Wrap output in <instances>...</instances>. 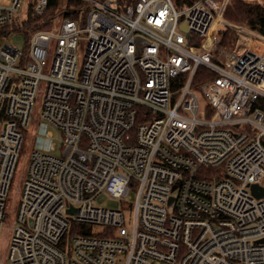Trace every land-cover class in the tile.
Instances as JSON below:
<instances>
[{
  "label": "built area",
  "instance_id": "obj_1",
  "mask_svg": "<svg viewBox=\"0 0 264 264\" xmlns=\"http://www.w3.org/2000/svg\"><path fill=\"white\" fill-rule=\"evenodd\" d=\"M82 1L0 38V228L39 94L60 134L29 156L7 264H264V0ZM47 6L0 0V28Z\"/></svg>",
  "mask_w": 264,
  "mask_h": 264
},
{
  "label": "rangeland",
  "instance_id": "obj_2",
  "mask_svg": "<svg viewBox=\"0 0 264 264\" xmlns=\"http://www.w3.org/2000/svg\"><path fill=\"white\" fill-rule=\"evenodd\" d=\"M228 11L235 16L236 21L234 23L239 22V17H242V9L238 7H229ZM239 15V17H238ZM63 11L62 7L58 13H56L55 18L51 23V27L54 23L60 25L62 22ZM226 19V18H225ZM245 19V18H243ZM232 22V21H229ZM233 23V22H232ZM229 33V31H228ZM84 37H81L80 43L77 48V65L81 66L83 62L84 55V42H82ZM11 41L17 47H23V37L19 34L12 35ZM49 69V62L43 69V74H47ZM41 94L38 95L36 103L33 109V119L30 121L29 125L23 130V145L21 152L18 155V161L13 173L12 181L10 187L8 189L7 197L5 200V209L4 215L5 218L2 220L1 228H0V263L7 264L6 257L8 254V246L10 242L11 232L16 224V216L18 213L21 192L23 190L24 181L26 177V171L28 168V159L32 151H41L45 153H51L55 156L59 155L58 146L60 144V134L56 129L50 126L47 122L41 119L40 117V104H41ZM52 144L56 146V148L51 151ZM95 204L102 208L107 209H121L124 207L125 201L112 199L107 196H100Z\"/></svg>",
  "mask_w": 264,
  "mask_h": 264
},
{
  "label": "trees",
  "instance_id": "obj_3",
  "mask_svg": "<svg viewBox=\"0 0 264 264\" xmlns=\"http://www.w3.org/2000/svg\"><path fill=\"white\" fill-rule=\"evenodd\" d=\"M137 0H119L120 5L125 7L127 5L135 4ZM62 7L63 16L68 19H76L80 11L88 10V4L82 0H48V6L43 15L33 16L29 15L27 20L20 25L12 27H2L0 28V38L10 31L22 32L27 39L32 32L39 29H50L51 23L55 18L56 13ZM225 18L228 21H236V18L230 11H226ZM220 42L224 45L228 41V30L221 29L218 32ZM214 76L204 68H199L195 77L194 84H199L213 78ZM264 143V142H263Z\"/></svg>",
  "mask_w": 264,
  "mask_h": 264
},
{
  "label": "water",
  "instance_id": "obj_4",
  "mask_svg": "<svg viewBox=\"0 0 264 264\" xmlns=\"http://www.w3.org/2000/svg\"><path fill=\"white\" fill-rule=\"evenodd\" d=\"M182 28L185 29V26L183 25ZM251 191L253 195L258 197L264 195V191L262 189H259L256 185L251 186Z\"/></svg>",
  "mask_w": 264,
  "mask_h": 264
}]
</instances>
